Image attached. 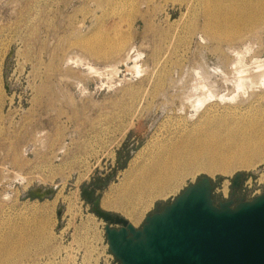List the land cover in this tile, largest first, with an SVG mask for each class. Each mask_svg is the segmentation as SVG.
Masks as SVG:
<instances>
[{
	"label": "rangeland",
	"instance_id": "374dc122",
	"mask_svg": "<svg viewBox=\"0 0 264 264\" xmlns=\"http://www.w3.org/2000/svg\"><path fill=\"white\" fill-rule=\"evenodd\" d=\"M208 9L202 0H0V264H120L82 188L118 195L181 113L179 87L195 69L208 65V80L225 85L215 66L264 61V23L221 52L206 34ZM99 28L129 36L118 70L109 67L120 54L93 56L77 45ZM176 59V81L155 93L160 66ZM251 165L185 173L166 196L139 202L135 226L204 175L216 202L264 192V160ZM47 188L53 193L32 194ZM109 211L130 220L123 208Z\"/></svg>",
	"mask_w": 264,
	"mask_h": 264
},
{
	"label": "bare ground",
	"instance_id": "6f19581e",
	"mask_svg": "<svg viewBox=\"0 0 264 264\" xmlns=\"http://www.w3.org/2000/svg\"><path fill=\"white\" fill-rule=\"evenodd\" d=\"M202 1L207 3L208 7L213 6L212 10L208 9L206 12L205 30L210 39H215L216 47L221 52H225L223 46L244 40L247 33L256 31L258 26L264 23V0H237L231 4H225V0ZM216 3L217 10L214 6ZM128 40L127 33L117 29L103 31L99 28L76 42L93 56L120 54L109 67L118 70V64L127 61L132 51L130 47L122 54ZM235 63L224 71L219 69L220 66L214 67L213 71L228 85V91L225 93V85L208 80V73H212L208 65L207 69H195L196 76L193 75L192 81L185 80V84L183 82L179 85V89L185 90L180 97L181 113L175 116L176 119L164 131L159 142H156L155 150L143 159L129 177L127 176V181H123L118 195L103 196V209L109 211L123 208L135 224L139 202L150 204L157 197L166 196L185 173L189 174L188 172L202 167L211 172H226L231 171L237 163L250 167L255 159L264 160V61L255 60V65L253 63L251 67L245 66L244 63L237 66ZM175 64H178L177 59L173 60L171 65L160 66L159 73L157 72L158 75L154 78L155 85L152 90L155 93H163L176 81L172 75ZM189 88L190 90L186 91ZM139 158L141 152L133 163L137 164ZM100 220L104 222L102 218ZM87 226L91 228V223ZM103 231L106 234L105 228ZM40 236L39 234V238Z\"/></svg>",
	"mask_w": 264,
	"mask_h": 264
},
{
	"label": "water",
	"instance_id": "95a60500",
	"mask_svg": "<svg viewBox=\"0 0 264 264\" xmlns=\"http://www.w3.org/2000/svg\"><path fill=\"white\" fill-rule=\"evenodd\" d=\"M242 178L241 172L233 178V194ZM213 189L211 177L202 176L147 215L141 227L103 209L94 187L84 186L82 194L105 221L110 250L121 264H264V192L216 202ZM51 193L47 188L32 194Z\"/></svg>",
	"mask_w": 264,
	"mask_h": 264
},
{
	"label": "built area",
	"instance_id": "2783aa9c",
	"mask_svg": "<svg viewBox=\"0 0 264 264\" xmlns=\"http://www.w3.org/2000/svg\"><path fill=\"white\" fill-rule=\"evenodd\" d=\"M260 194V193H259ZM258 195V194H257ZM254 196H256V195H254ZM253 196V197H254ZM109 246V245H108ZM110 248V247H109ZM112 256H113V258H115V259H117L116 257H115V255L112 253ZM118 260V259H117ZM118 262H120L119 260H118ZM120 264H121V262H120Z\"/></svg>",
	"mask_w": 264,
	"mask_h": 264
},
{
	"label": "flooded vegetation",
	"instance_id": "af4514ba",
	"mask_svg": "<svg viewBox=\"0 0 264 264\" xmlns=\"http://www.w3.org/2000/svg\"><path fill=\"white\" fill-rule=\"evenodd\" d=\"M97 196V195H96Z\"/></svg>",
	"mask_w": 264,
	"mask_h": 264
}]
</instances>
